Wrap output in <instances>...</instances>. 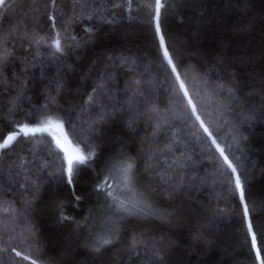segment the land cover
Here are the masks:
<instances>
[{"label":"trees","instance_id":"16d2710c","mask_svg":"<svg viewBox=\"0 0 264 264\" xmlns=\"http://www.w3.org/2000/svg\"><path fill=\"white\" fill-rule=\"evenodd\" d=\"M161 3V33L197 114L244 183L248 217L229 190L235 176L174 94L154 0H7L0 143L19 136L0 152V264L264 261V0ZM57 33L62 55L48 47ZM45 113L92 153L71 184L52 135L19 133ZM121 159L133 165L132 192L114 169ZM109 174L115 179L99 188ZM113 197L130 211L109 207ZM113 222L112 243L95 251Z\"/></svg>","mask_w":264,"mask_h":264},{"label":"snow or ice","instance_id":"6c2138e0","mask_svg":"<svg viewBox=\"0 0 264 264\" xmlns=\"http://www.w3.org/2000/svg\"><path fill=\"white\" fill-rule=\"evenodd\" d=\"M5 3V0H0V5H3ZM53 3H55V0H53ZM149 7H154V19L156 21L155 24V35L159 39L158 44V50L161 55V63L166 67V69L170 70V75L174 76V94L178 97H181V103H183L184 99H187V105L190 107L191 116H195V120L200 123V127L203 129L204 133L207 134L208 138L211 140V145L209 147L211 148L212 145L215 146L216 151L219 152L220 156L223 157V164L227 166V169L231 170V173L235 176L234 181V187H232V178H228V184H229V190L233 194L239 195V200L242 205H244L243 214L247 218L249 214L248 206L245 201V189H244V183H242V180L240 176L237 174L236 167L233 166V164L230 162L228 156L225 154V149L220 146L219 143H217V140L212 137V133L209 131V128L204 125L203 120H201V117L197 114V108L196 105L193 103V98L189 95L188 87L182 79L181 75V68L182 66L178 67L177 63L175 62L173 58V53L169 50L166 41L164 39V36L161 33V28L159 24V18L161 15V8L164 7V5L161 3V0H154V4H149ZM36 44H39L40 41L36 40ZM48 47L53 49L52 54L55 55L56 53H60L61 55L64 53V49L62 47L61 39H60V33L56 34L55 39L52 41V43L48 44ZM8 59L7 54V47L4 44V41L0 39V63ZM100 87H103V84L100 85ZM143 95V93H141ZM19 133L23 134L25 137L27 136H34L38 133H48L52 135L53 140L55 141L56 148L59 149L61 152H63V156L61 157L63 164H66V168L61 167L62 173H66L68 180L67 182L69 184L72 183V176L74 174V166L85 164L91 157L92 153L91 151L88 152V155H85L84 151H82L79 144L73 145L72 141L69 139L68 135L65 132V125L62 120V118L55 114V113H45L43 115V118L41 119L39 126L30 127L28 124H24L19 127ZM17 139L16 134H10L7 136L6 139H3V142L0 143V150L8 148L15 140ZM207 143V141H206ZM132 163L129 161H125L121 159V161L114 165V169L119 172L121 176V182L123 183L124 187L128 189L129 192H132L131 188V180H132ZM115 179L111 174L107 177H101V180L103 181L101 184L98 185L99 188H103L104 185L109 183V180ZM109 196H111V193H108ZM132 200L134 203L132 204V207H137L140 204L139 199L136 197V194L133 193ZM109 207H115L116 211L118 212H126L130 211V208L128 204L121 200L117 201L115 197H113V203L109 205ZM117 229V224L113 222L107 232L103 235H96L94 242L92 244V247L95 251H100V249L112 243V235L110 233H114ZM248 231H252V226L249 224ZM252 246L253 248L256 247V240L253 236L252 238ZM20 253L17 252V256H19ZM27 258V257H25ZM256 258L260 259V253L257 252ZM32 264H36L35 261L32 262ZM261 264H264V261L261 262Z\"/></svg>","mask_w":264,"mask_h":264},{"label":"water","instance_id":"95a60500","mask_svg":"<svg viewBox=\"0 0 264 264\" xmlns=\"http://www.w3.org/2000/svg\"><path fill=\"white\" fill-rule=\"evenodd\" d=\"M6 1H7V0H5V3H6ZM5 3H4V4H5ZM4 4H3V5H4ZM3 5H0V9L3 7ZM65 132H66V130H65ZM38 134H42V133H38ZM38 134H36V135H38ZM66 134H67V133H66ZM67 135H68V134H67ZM30 136H32V135H30ZM68 137H69V136H68ZM69 139H70V138H69Z\"/></svg>","mask_w":264,"mask_h":264},{"label":"rangeland","instance_id":"374dc122","mask_svg":"<svg viewBox=\"0 0 264 264\" xmlns=\"http://www.w3.org/2000/svg\"><path fill=\"white\" fill-rule=\"evenodd\" d=\"M10 134H16L17 137L19 136L17 132H13V133H10ZM10 134H9V135H10ZM1 143H2V142H1ZM11 145H12V144H11ZM2 150H4V149H2ZM2 150H0V152H1Z\"/></svg>","mask_w":264,"mask_h":264}]
</instances>
